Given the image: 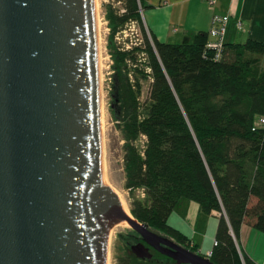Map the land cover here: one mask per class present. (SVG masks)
Instances as JSON below:
<instances>
[{"label":"water","instance_id":"95a60500","mask_svg":"<svg viewBox=\"0 0 264 264\" xmlns=\"http://www.w3.org/2000/svg\"><path fill=\"white\" fill-rule=\"evenodd\" d=\"M101 136L95 0H0V264H107L123 220L140 258L217 264L125 210Z\"/></svg>","mask_w":264,"mask_h":264},{"label":"trees","instance_id":"16d2710c","mask_svg":"<svg viewBox=\"0 0 264 264\" xmlns=\"http://www.w3.org/2000/svg\"><path fill=\"white\" fill-rule=\"evenodd\" d=\"M116 1L108 46L127 186L141 191L131 200L132 214L208 255L169 222L180 201H196L203 212L219 213L211 260L254 264L239 236L244 223L264 232V41H224L219 52L205 30L187 41H163L144 23L143 0ZM128 21L141 38L125 48L115 33ZM145 79L149 92L141 100ZM167 259L155 264H178Z\"/></svg>","mask_w":264,"mask_h":264},{"label":"rangeland","instance_id":"374dc122","mask_svg":"<svg viewBox=\"0 0 264 264\" xmlns=\"http://www.w3.org/2000/svg\"><path fill=\"white\" fill-rule=\"evenodd\" d=\"M96 17L99 22L97 26L98 38V60H101V80H100V94H101V132H102V157L105 163L104 176L111 186L119 193L120 197L125 200V203L131 212V200L135 195H140V189L132 191L127 186V178L125 171L124 160V137L119 127V120L115 115V94L113 88L114 82V59L111 50L108 46L109 36L111 33L110 22L108 18L109 8L121 6V3L116 0H97ZM141 38L138 25L134 21H128L123 30L115 33V40L122 42L125 48H129L133 43L139 41ZM264 60V58H263ZM262 60V63L264 61ZM131 80H134L132 72L130 73ZM149 92V80H142V95L141 100L146 99ZM103 176V177H104ZM134 192V193H133ZM122 200V199H121ZM219 214V213H218ZM133 215V214H132ZM175 213L171 216V221L178 223L179 219ZM183 220V218H181ZM180 220V221H181ZM186 227L192 231L195 240L199 244L204 243L206 252L207 246L212 247L214 243V235L218 224V217L213 213H205L200 209V216L197 221L194 218H189L184 221ZM193 226L195 231H193ZM191 227V228H189ZM155 231V230H153ZM159 233L160 231H155ZM159 234L167 236L178 243L174 238L160 232ZM191 235V236H192ZM144 242L140 234L131 227L127 222L124 225H117L114 229L112 240L109 247L108 264H123L124 260L131 258L133 264H147L148 262L161 263L168 262L167 255L150 248L153 253L152 261L140 258L132 250L131 244ZM182 245V244H181ZM185 246V245H183ZM170 261V260H169Z\"/></svg>","mask_w":264,"mask_h":264},{"label":"crops","instance_id":"0c3cea01","mask_svg":"<svg viewBox=\"0 0 264 264\" xmlns=\"http://www.w3.org/2000/svg\"><path fill=\"white\" fill-rule=\"evenodd\" d=\"M143 1L146 5L142 9L144 23L150 32L163 41L181 42L187 37L192 39L199 31H209L215 14L229 15L224 34L226 42L244 41L248 37L264 41V0H215L213 3L209 0ZM239 24L242 25L241 28ZM209 39H212L210 34ZM173 213L177 215L175 217L179 219L178 223L170 220ZM173 213L169 217L170 224L184 231L191 238V242L198 244L199 250L204 252L203 241L199 244L184 223L189 218L197 221L200 216L199 204L184 199ZM213 214L217 217L219 215L216 211ZM192 230L195 231L194 226ZM239 242L254 264H264L263 231L244 223ZM212 247L207 246L205 253H209Z\"/></svg>","mask_w":264,"mask_h":264},{"label":"built area","instance_id":"2783aa9c","mask_svg":"<svg viewBox=\"0 0 264 264\" xmlns=\"http://www.w3.org/2000/svg\"><path fill=\"white\" fill-rule=\"evenodd\" d=\"M214 1L215 0H209L210 3H213ZM228 20L229 15L215 14L213 17V24L209 29V34L212 36V39H209L208 45L217 48L218 52L222 50L224 45V34L226 32ZM239 27L241 28L242 25L239 24Z\"/></svg>","mask_w":264,"mask_h":264},{"label":"bare ground","instance_id":"6f19581e","mask_svg":"<svg viewBox=\"0 0 264 264\" xmlns=\"http://www.w3.org/2000/svg\"><path fill=\"white\" fill-rule=\"evenodd\" d=\"M97 3V0H95V5ZM96 11H97V5H96ZM99 22L97 20V26H98ZM100 72H101V60H100V56H99V81L101 80V76H100ZM103 155V154H102ZM102 170H103V174H104V170H105V163H104V159L102 157ZM104 176V175H103ZM104 178V183L105 185H108V186H111L110 183L107 181V179L105 178V176L103 177ZM122 199V203H123V206L125 208V210L130 213L126 203H125V200L121 197ZM124 224H127V221L123 220L121 222H118V223H115L111 229V232H110V236H109V247H110V243H111V240H112V235H113V232H114V229L117 225H124ZM109 256V254H108ZM107 264H108V260H107Z\"/></svg>","mask_w":264,"mask_h":264},{"label":"flooded vegetation","instance_id":"af4514ba","mask_svg":"<svg viewBox=\"0 0 264 264\" xmlns=\"http://www.w3.org/2000/svg\"><path fill=\"white\" fill-rule=\"evenodd\" d=\"M143 240V239H142ZM144 241V240H143ZM147 244V243H146ZM152 246H150V248H151ZM152 248H154V247H152ZM155 249V248H154ZM155 250H157V249H155Z\"/></svg>","mask_w":264,"mask_h":264}]
</instances>
